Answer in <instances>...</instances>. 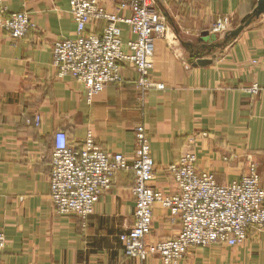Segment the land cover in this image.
<instances>
[{"label": "crops", "instance_id": "1", "mask_svg": "<svg viewBox=\"0 0 264 264\" xmlns=\"http://www.w3.org/2000/svg\"><path fill=\"white\" fill-rule=\"evenodd\" d=\"M257 1L159 0L170 30L155 42L151 75L166 87L143 97L137 69L125 63L120 79L91 104L84 84L59 77L54 66V42L76 33L69 0L7 1L8 12H28L35 26L17 39L0 31V229L7 238L0 264H165L158 257L130 258L120 242L135 222L133 170L116 173L86 220L56 211L49 174L58 130L77 150L92 130L103 150L121 152L133 163L134 128L143 124L156 162L151 184L165 194L175 191L168 165L189 152L196 154L198 169L221 184L244 175L251 159L264 186V91H249L264 78V15L235 38L212 32L221 16L237 28ZM101 2L120 12L116 0ZM105 25L90 23L87 32L101 34ZM199 58L212 62L198 65ZM180 227L179 218L172 220L156 204L148 240L173 238ZM180 264H264V230H250L238 246L194 248Z\"/></svg>", "mask_w": 264, "mask_h": 264}, {"label": "built area", "instance_id": "2", "mask_svg": "<svg viewBox=\"0 0 264 264\" xmlns=\"http://www.w3.org/2000/svg\"><path fill=\"white\" fill-rule=\"evenodd\" d=\"M7 1L0 0V31L22 38L35 24L26 11L8 12ZM116 1L119 13L108 11L101 0H69L76 33L57 39L52 47L57 75L84 84L89 104L110 82L120 79L125 63L137 69L136 83L143 97L153 88L166 87L151 75L155 42L170 30L159 0ZM99 20L106 22L103 32H87V25ZM125 26L129 38L124 36ZM230 31L228 18L222 16L212 27V32L220 35ZM249 91L254 95L264 91V78L261 84L254 82ZM40 124L41 116L37 115L36 125ZM134 134L135 159L129 163L123 153L103 150L92 130L80 150L70 144L64 130L54 133L49 183L51 201L59 214L86 220L100 195L111 188L116 173L128 169L135 174V222L120 234V242L130 258L145 262L158 257L165 264H180L194 248L213 243L238 246L248 239L250 230H264V186L255 161L249 160L248 171L240 178L221 184L212 172L200 171L196 154L189 152L168 165L175 191L165 194L151 184L156 177V162L146 127L137 125ZM156 204L168 209L172 220L180 219L177 236L148 240ZM6 242L0 229V254Z\"/></svg>", "mask_w": 264, "mask_h": 264}, {"label": "water", "instance_id": "3", "mask_svg": "<svg viewBox=\"0 0 264 264\" xmlns=\"http://www.w3.org/2000/svg\"><path fill=\"white\" fill-rule=\"evenodd\" d=\"M261 15H264V0L257 1L256 7L253 9V11L242 19L241 24L237 28L231 30L228 34H226V39L235 38L239 36V34L244 30V28L250 25L253 19L259 18ZM211 62L212 60L208 58H199L197 60L198 65H206Z\"/></svg>", "mask_w": 264, "mask_h": 264}, {"label": "rangeland", "instance_id": "4", "mask_svg": "<svg viewBox=\"0 0 264 264\" xmlns=\"http://www.w3.org/2000/svg\"><path fill=\"white\" fill-rule=\"evenodd\" d=\"M176 2H179V3H182V2H184V1H186V0H175ZM159 4H160V2H159Z\"/></svg>", "mask_w": 264, "mask_h": 264}]
</instances>
